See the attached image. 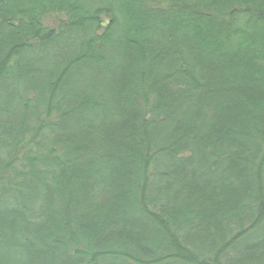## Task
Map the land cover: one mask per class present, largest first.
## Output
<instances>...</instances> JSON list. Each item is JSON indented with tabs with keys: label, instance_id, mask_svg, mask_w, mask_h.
I'll list each match as a JSON object with an SVG mask.
<instances>
[{
	"label": "trees",
	"instance_id": "obj_1",
	"mask_svg": "<svg viewBox=\"0 0 264 264\" xmlns=\"http://www.w3.org/2000/svg\"><path fill=\"white\" fill-rule=\"evenodd\" d=\"M0 264H264V0H0Z\"/></svg>",
	"mask_w": 264,
	"mask_h": 264
},
{
	"label": "rangeland",
	"instance_id": "obj_2",
	"mask_svg": "<svg viewBox=\"0 0 264 264\" xmlns=\"http://www.w3.org/2000/svg\"><path fill=\"white\" fill-rule=\"evenodd\" d=\"M55 21L56 20H54V19H48L46 23H47L48 26H50L51 24L54 25V26H57V23Z\"/></svg>",
	"mask_w": 264,
	"mask_h": 264
}]
</instances>
